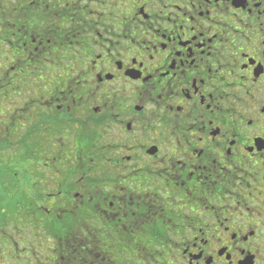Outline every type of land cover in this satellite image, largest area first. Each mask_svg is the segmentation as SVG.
Listing matches in <instances>:
<instances>
[{"label":"flooded vegetation","instance_id":"flooded-vegetation-1","mask_svg":"<svg viewBox=\"0 0 264 264\" xmlns=\"http://www.w3.org/2000/svg\"><path fill=\"white\" fill-rule=\"evenodd\" d=\"M6 191L29 264H264V0H0Z\"/></svg>","mask_w":264,"mask_h":264},{"label":"rangeland","instance_id":"rangeland-1","mask_svg":"<svg viewBox=\"0 0 264 264\" xmlns=\"http://www.w3.org/2000/svg\"><path fill=\"white\" fill-rule=\"evenodd\" d=\"M22 203L23 200L19 197V193L12 191L0 192V227H2L3 222H5L7 228H12L10 226V223H12V221L10 222V218L16 216ZM12 233H14V231ZM14 240L15 242L19 241V239L17 238V241L15 237ZM6 243V241L0 240V264H29L28 259H31V257H29L28 252H22L20 255H17L16 251L10 253L8 249H6Z\"/></svg>","mask_w":264,"mask_h":264},{"label":"trees","instance_id":"trees-1","mask_svg":"<svg viewBox=\"0 0 264 264\" xmlns=\"http://www.w3.org/2000/svg\"><path fill=\"white\" fill-rule=\"evenodd\" d=\"M1 203H2V202H1ZM21 206H22V205H21ZM23 206H24V205H23ZM23 206H22V207H23ZM5 241H8V243H9V240H8V239H6Z\"/></svg>","mask_w":264,"mask_h":264}]
</instances>
